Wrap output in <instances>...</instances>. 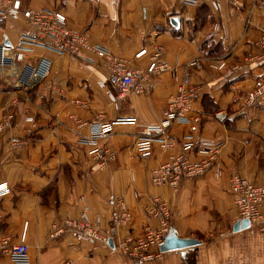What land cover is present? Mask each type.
Instances as JSON below:
<instances>
[{"label": "crops", "instance_id": "0c3cea01", "mask_svg": "<svg viewBox=\"0 0 264 264\" xmlns=\"http://www.w3.org/2000/svg\"><path fill=\"white\" fill-rule=\"evenodd\" d=\"M19 1L22 8L62 12L70 28L87 31L92 43L126 59L132 68L145 69L160 45L161 61L171 69L150 76L148 93H128L116 101L109 97V92H116L112 81L96 58L87 64L38 48L33 53L51 63L44 80L24 90L13 86L15 77H0V119L12 114L0 132V181L10 188L0 197V237L18 243L23 233L32 264L66 260L72 264H264V231L251 226L232 230L240 218L229 189L234 174L264 185V93L252 104L246 102L254 82L264 79V61H243L248 53H261L255 45L264 34L260 0H236L237 5L217 0V9L207 1L195 6L181 0ZM172 17L179 18L178 25ZM215 23L219 29L208 38ZM28 30L20 14L0 17V39L7 36L14 42ZM142 49L145 53L136 58ZM219 56L224 57L225 67H210ZM193 59H200L201 67L191 71L195 96L189 116H198L199 121L192 132L195 146L185 154L197 160L202 157L198 147L217 145L216 165L182 178L174 189L156 186L150 181L151 169L182 152V137L190 131V123H174L161 135L174 145L165 149L153 141L147 157L137 156L135 142L139 137H159L150 128L160 125L185 64ZM218 111L224 112V119L215 117ZM127 117H133L134 123L115 125L100 140L115 157L99 167L81 143L88 124ZM12 137L23 140V145L12 147ZM153 197L170 205V228L179 237L197 239L198 245L147 261L117 248L122 238L139 236L146 225L157 226L156 219L145 213ZM118 200L131 219L113 235L112 245L79 242L68 232L50 237L52 223L76 219L83 208L92 222L99 217V227L106 229L117 213ZM0 264L11 263L0 253Z\"/></svg>", "mask_w": 264, "mask_h": 264}, {"label": "built area", "instance_id": "2783aa9c", "mask_svg": "<svg viewBox=\"0 0 264 264\" xmlns=\"http://www.w3.org/2000/svg\"><path fill=\"white\" fill-rule=\"evenodd\" d=\"M184 5L195 6L207 1L213 9H217V0H181ZM237 5L236 0H228ZM264 5V0L259 1ZM21 15L29 25V30L19 35L17 41H10V45L4 44L0 39V77H8L4 72L8 69L14 70V87L28 90L38 82L44 80L50 70V60L41 55H35V49H43L57 54H65L92 64L93 59H100L102 66L111 79L116 92H109L112 101H116L128 93L145 94L151 89L149 78L152 74L171 69L161 61L163 48L156 45L151 60L145 69H136L129 66L126 59L114 55L104 46L94 44L90 41L85 30H74L67 25L66 16L54 9H32L22 8L19 0H0V17H16ZM219 25L215 23L212 31L207 37L212 38L218 31ZM261 49L258 55L248 53L243 61L250 63H261L264 61V34L255 42ZM145 49L135 54L140 57ZM30 55V59L24 56ZM33 57V58H32ZM209 66L214 69H223L226 65L223 56L213 58ZM201 67L200 59H193L185 64V70L176 85V91L166 103L163 119L158 127L150 128V131L159 137H139L135 142L136 154L139 157H147L151 152L153 141L160 143L161 148H171L174 142L167 137L161 136L174 123H190V131L182 137L180 153L170 155L164 162L150 171V181L153 185H167L176 188L184 177L200 175L211 165H216L215 159L218 146L198 147L196 151L202 155L197 160L187 158L185 151L192 149L194 138L192 135L198 116H189L191 102L195 96V88L191 81V71ZM236 68V66H234ZM16 71V72H15ZM99 86L104 83L98 81ZM264 93V79H257L251 89L247 92L246 102L252 104L256 98ZM76 103L82 104L79 101ZM215 117L224 119L223 111H218ZM12 114H5L0 119V132L10 123ZM32 122V117H27ZM133 117L118 118L113 121L101 119L88 124V134L81 139L82 145L88 149V154L97 162L99 167H104L109 160L115 157V152L107 146H101L100 140L107 137L115 125L134 123ZM12 147H20L23 140L17 137L9 139ZM229 189L233 195V202L240 219H247L249 226L264 231V185L256 184L239 175H232L229 179ZM9 185L0 181V197L8 194ZM117 213L111 224L106 229L99 227L100 218L96 217L92 222L88 211L83 208L78 217L73 220H64L61 223L51 224L50 237H56L63 232H68L76 241L85 243L102 242L107 243L113 238L117 230L126 227L131 219L122 200L116 201ZM145 213L156 219L157 226L146 225L137 237L126 236L117 242V248L129 257L139 261L158 259L161 256L159 247L163 238L170 229L172 210L170 205L160 197H153L145 207ZM0 253L7 256L11 264H32L29 249L24 241L22 233L18 243H11L10 237H0ZM62 264H72L66 260Z\"/></svg>", "mask_w": 264, "mask_h": 264}, {"label": "water", "instance_id": "95a60500", "mask_svg": "<svg viewBox=\"0 0 264 264\" xmlns=\"http://www.w3.org/2000/svg\"><path fill=\"white\" fill-rule=\"evenodd\" d=\"M172 23L176 26L178 25L179 18L178 17H172L171 19ZM4 44L10 45V40L7 38V36L3 37ZM249 227V221L247 219H239L233 226V231H238L240 229L248 228ZM200 242L197 239L189 238V237H179L173 229H169V231L166 233V235L163 238V242L159 247V251L161 253L169 252V251H177V250H184V249H190L196 245H198ZM109 245H112L111 239L108 241Z\"/></svg>", "mask_w": 264, "mask_h": 264}, {"label": "rangeland", "instance_id": "374dc122", "mask_svg": "<svg viewBox=\"0 0 264 264\" xmlns=\"http://www.w3.org/2000/svg\"><path fill=\"white\" fill-rule=\"evenodd\" d=\"M16 72V71H15ZM7 76H10V77H13V75H14V70L13 69H8V71L6 70L5 72H4Z\"/></svg>", "mask_w": 264, "mask_h": 264}]
</instances>
